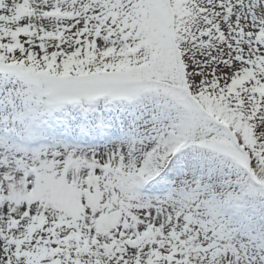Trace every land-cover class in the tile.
<instances>
[{
	"label": "snow or ice",
	"instance_id": "obj_1",
	"mask_svg": "<svg viewBox=\"0 0 264 264\" xmlns=\"http://www.w3.org/2000/svg\"><path fill=\"white\" fill-rule=\"evenodd\" d=\"M0 264H264V0H0Z\"/></svg>",
	"mask_w": 264,
	"mask_h": 264
}]
</instances>
